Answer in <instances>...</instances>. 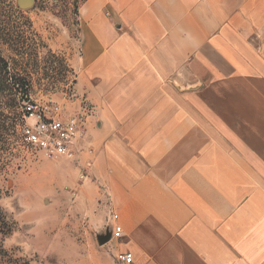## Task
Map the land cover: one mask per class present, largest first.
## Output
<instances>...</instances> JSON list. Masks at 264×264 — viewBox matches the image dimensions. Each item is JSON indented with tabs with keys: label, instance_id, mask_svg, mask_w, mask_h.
<instances>
[{
	"label": "rangeland",
	"instance_id": "rangeland-1",
	"mask_svg": "<svg viewBox=\"0 0 264 264\" xmlns=\"http://www.w3.org/2000/svg\"><path fill=\"white\" fill-rule=\"evenodd\" d=\"M92 1L33 0L23 8L19 0H0V264H117V255H107V242L101 244L87 223L94 211L88 200L67 190L76 187V160L84 165L83 157L91 155V127L106 122L101 115L106 102L99 104L91 89L103 82L97 66L101 59L107 65L111 61L110 70L116 74L114 44L126 37L131 25L125 9L112 15L114 0L96 5ZM207 5L209 13L198 1L196 16L217 28L211 47L203 53L202 41H193L189 34H165L157 38L160 46H147L162 65L150 77L157 76L163 89L179 95L181 103L195 111L196 122L227 120L232 140L237 138V122L246 124L239 129L240 138L264 135V18L258 16L263 13L247 2L207 0ZM252 11L256 18H247ZM128 48L122 46L125 65L131 57ZM140 51L142 59L149 57L148 51ZM119 77L122 82L124 76ZM19 81L25 87L14 86ZM176 88L197 91L177 94ZM27 106L41 114L57 106L60 118L82 117L83 133L74 141L76 160L48 159L23 143V126L35 122L24 120ZM254 124L260 132L252 130ZM196 132L188 152L205 139ZM254 164L264 170V163ZM13 232L30 245L27 255L19 245L5 248V238Z\"/></svg>",
	"mask_w": 264,
	"mask_h": 264
},
{
	"label": "crops",
	"instance_id": "crops-1",
	"mask_svg": "<svg viewBox=\"0 0 264 264\" xmlns=\"http://www.w3.org/2000/svg\"><path fill=\"white\" fill-rule=\"evenodd\" d=\"M198 1L209 13L207 0H114L111 5L112 15L125 9L131 25L114 44L116 74L111 61L101 59L97 66L103 82L91 89L99 104L106 102L101 113L106 122L91 127V155L83 157L84 165L76 160V187L67 190L90 203L94 211L87 223L99 240L108 238L107 255L129 253L131 264H264V170L254 164L264 163V135L240 138L246 124L237 122L232 140L227 120L196 122L195 111L179 95L151 78L162 67L147 47L160 46L157 38L186 33L202 41L203 53L211 47L217 28L197 18ZM208 1L252 3L264 18V0ZM246 16L256 18L253 11ZM122 46H129L131 55L126 65ZM140 49L149 57L142 59ZM217 129L223 134H214ZM252 130L260 132L255 124ZM196 131L205 139L188 152ZM114 224L121 227L119 238L113 237Z\"/></svg>",
	"mask_w": 264,
	"mask_h": 264
},
{
	"label": "built area",
	"instance_id": "built-area-1",
	"mask_svg": "<svg viewBox=\"0 0 264 264\" xmlns=\"http://www.w3.org/2000/svg\"><path fill=\"white\" fill-rule=\"evenodd\" d=\"M49 112L38 113L35 106L25 108L24 120H34V124H25L21 130V140L32 150L42 153L48 159L67 158L76 160L74 141L83 133V119L81 116L59 117V108L52 106ZM44 109H48L47 107ZM86 174L80 173L79 178L85 179ZM75 196V192H71ZM112 220H117V215L111 212ZM121 236V227L114 226V237ZM131 254H118L117 264H131Z\"/></svg>",
	"mask_w": 264,
	"mask_h": 264
},
{
	"label": "clouds",
	"instance_id": "clouds-1",
	"mask_svg": "<svg viewBox=\"0 0 264 264\" xmlns=\"http://www.w3.org/2000/svg\"><path fill=\"white\" fill-rule=\"evenodd\" d=\"M8 200H10V198H6ZM10 210L15 211V209H13L11 207V204H8ZM20 235V233L18 232H13V234L10 237H6L5 238V242H4V246L5 248H10L12 245H19L20 247L23 248V254L27 255L30 251V245L27 242H20L17 237Z\"/></svg>",
	"mask_w": 264,
	"mask_h": 264
},
{
	"label": "water",
	"instance_id": "water-1",
	"mask_svg": "<svg viewBox=\"0 0 264 264\" xmlns=\"http://www.w3.org/2000/svg\"><path fill=\"white\" fill-rule=\"evenodd\" d=\"M20 6L23 8H27L30 7L33 3V0H19ZM108 238L107 237H103L102 240H100V243L103 244L105 242H107Z\"/></svg>",
	"mask_w": 264,
	"mask_h": 264
},
{
	"label": "trees",
	"instance_id": "trees-1",
	"mask_svg": "<svg viewBox=\"0 0 264 264\" xmlns=\"http://www.w3.org/2000/svg\"><path fill=\"white\" fill-rule=\"evenodd\" d=\"M18 86L19 89H21L22 87H25L26 83L23 81H19V82H15L14 86Z\"/></svg>",
	"mask_w": 264,
	"mask_h": 264
}]
</instances>
